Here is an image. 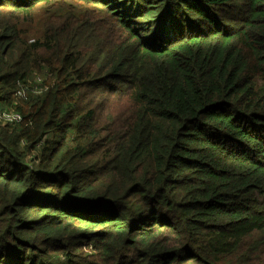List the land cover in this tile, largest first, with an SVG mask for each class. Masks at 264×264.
Here are the masks:
<instances>
[{"label":"trees","instance_id":"1","mask_svg":"<svg viewBox=\"0 0 264 264\" xmlns=\"http://www.w3.org/2000/svg\"><path fill=\"white\" fill-rule=\"evenodd\" d=\"M0 264H264V0H0Z\"/></svg>","mask_w":264,"mask_h":264},{"label":"built area","instance_id":"2","mask_svg":"<svg viewBox=\"0 0 264 264\" xmlns=\"http://www.w3.org/2000/svg\"><path fill=\"white\" fill-rule=\"evenodd\" d=\"M3 118L5 122H18L20 119L18 115L14 114H4Z\"/></svg>","mask_w":264,"mask_h":264}]
</instances>
